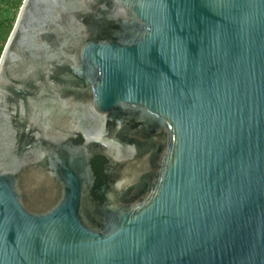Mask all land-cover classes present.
Returning <instances> with one entry per match:
<instances>
[{"label": "water", "instance_id": "1", "mask_svg": "<svg viewBox=\"0 0 264 264\" xmlns=\"http://www.w3.org/2000/svg\"><path fill=\"white\" fill-rule=\"evenodd\" d=\"M0 264H264V0H24Z\"/></svg>", "mask_w": 264, "mask_h": 264}, {"label": "trees", "instance_id": "2", "mask_svg": "<svg viewBox=\"0 0 264 264\" xmlns=\"http://www.w3.org/2000/svg\"><path fill=\"white\" fill-rule=\"evenodd\" d=\"M11 7L15 10L11 16L3 17L0 15V59L7 44V41L15 26L17 15L16 13L21 9L23 0H11ZM19 13V12H18Z\"/></svg>", "mask_w": 264, "mask_h": 264}, {"label": "rangeland", "instance_id": "3", "mask_svg": "<svg viewBox=\"0 0 264 264\" xmlns=\"http://www.w3.org/2000/svg\"><path fill=\"white\" fill-rule=\"evenodd\" d=\"M11 0H0V15L3 17L11 16L12 13H15V10L11 7ZM24 2V0H23ZM20 12V10L18 11ZM16 13L17 17L19 13Z\"/></svg>", "mask_w": 264, "mask_h": 264}, {"label": "flooded vegetation", "instance_id": "4", "mask_svg": "<svg viewBox=\"0 0 264 264\" xmlns=\"http://www.w3.org/2000/svg\"><path fill=\"white\" fill-rule=\"evenodd\" d=\"M18 15H19V14H18ZM38 15H40V12L38 13ZM1 57H2V56H1ZM23 71H28V70H27V69H24ZM27 83H28V82H23V89L26 88ZM50 94H51V93H50ZM48 96H49V95H48ZM52 100H56V97H55V96H54V98L51 97V99L47 100V103H52V102H53ZM18 103H19V102L17 101V104H18ZM29 103H30L29 100H27V101H26V104L29 105ZM58 103H60V102L58 101ZM29 116H30V114L27 115V117H29ZM59 116H60V117H64V116H61V115H59ZM2 123H3V121H2ZM2 123H1V124H2ZM17 125H19V124H17Z\"/></svg>", "mask_w": 264, "mask_h": 264}]
</instances>
